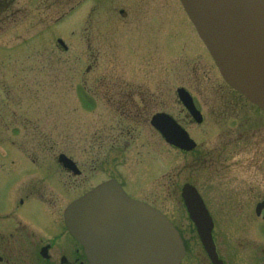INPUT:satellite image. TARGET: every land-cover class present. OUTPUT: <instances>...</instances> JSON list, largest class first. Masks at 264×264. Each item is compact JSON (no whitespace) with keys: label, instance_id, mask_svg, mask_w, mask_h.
Returning a JSON list of instances; mask_svg holds the SVG:
<instances>
[{"label":"rangeland","instance_id":"obj_1","mask_svg":"<svg viewBox=\"0 0 264 264\" xmlns=\"http://www.w3.org/2000/svg\"><path fill=\"white\" fill-rule=\"evenodd\" d=\"M16 1L19 5L14 11L18 14L4 26L0 36V64L4 61L6 70H11L3 79L0 73V120L5 119L0 121L2 146L33 150L39 145L41 151L32 155L46 163L43 166L56 163L60 154L79 164H92L87 177L78 182L75 190L79 193L74 196L103 181L120 178L129 195L153 203L178 221L181 206L176 199L168 200V194L180 193L188 183L206 187L209 172H199L195 156L167 145L151 129L149 121L139 123L134 138L115 137L113 130L120 124L118 114L103 100L104 96L110 97L108 93H112L115 82L138 81L139 74L132 70L126 55L129 43L122 41L119 55L117 43L114 42V51L110 46L113 42H107L104 58L96 61L91 56L89 61L83 30L88 15L96 21L95 9L99 5H81L85 0ZM151 1L154 18L166 19L168 29L161 32L163 49L158 42L153 44L154 113L158 112L155 105H160V110L168 109L170 116L207 152L225 145L228 133L232 136V131H242V118L248 120L244 130L257 132L256 139H264L260 137L264 136V112L225 84L179 0ZM100 7L104 9L101 15L113 17L108 5ZM58 39L65 43L68 53ZM88 66L93 68L90 74L86 73ZM102 78L107 79L106 84ZM179 89L194 98L205 117L202 124L187 118L177 97ZM14 114L25 119L24 132L12 131V126H18L13 121ZM40 133V137H34ZM113 137L116 145L110 149L109 144L115 142ZM251 138L249 146L253 147ZM258 145L264 147L263 143ZM226 153L223 149L222 155ZM16 156L12 155L13 160ZM248 157L252 162V154Z\"/></svg>","mask_w":264,"mask_h":264},{"label":"flooded vegetation","instance_id":"obj_2","mask_svg":"<svg viewBox=\"0 0 264 264\" xmlns=\"http://www.w3.org/2000/svg\"><path fill=\"white\" fill-rule=\"evenodd\" d=\"M17 5L16 0H0V36L4 26L18 14L14 11ZM82 5H99L95 9L96 21L88 15L83 30L89 61L91 56H95L96 61L104 58L103 49L107 42H113L110 46L114 51V42L117 43L120 55L121 43L127 41L130 51L126 55L132 70L139 74L135 83L115 82L112 93H108L110 97L104 96L103 101L112 105L118 114L120 124L113 130L117 134L115 137H136L142 121H149L151 129L156 131L153 119L158 115L170 116L168 109H159L160 105H155L158 112L154 113L152 93L153 44L158 42L157 45L163 49L161 32L168 31L166 19L154 18L151 0H85ZM101 5H108L113 17L101 15L104 10ZM125 61L128 64L127 57ZM1 62L3 79L11 70H6L4 61ZM92 70L88 66L86 73L90 74ZM17 71L20 72L19 69ZM105 80L103 84H106ZM86 102L91 103L90 100ZM197 109L201 112L198 106ZM187 118L192 120L189 114ZM14 119L18 126H12V131L24 132L25 119L19 115ZM229 120L236 121L232 117ZM242 121L245 122L242 128H245L248 120L242 118ZM244 128L232 131V136L228 133L226 144L216 147L215 151L207 152L194 140L195 150L183 152L195 156L199 172H209V183L204 184L206 187L198 184L193 187L202 202L200 210L207 212L210 219L211 231L210 236L207 234L203 238L201 229L192 221L182 195L187 184L183 185L180 193L168 194V200L176 199L181 206L180 218L176 221L159 211L172 222L182 241L180 264H264V147L258 145L264 144V139H256L257 132L250 134ZM40 136L41 133L34 135ZM260 137L264 138L263 135ZM250 138L254 142L253 147L249 146ZM41 148L35 146L33 151L21 146H2L0 142V264H91L84 247L73 234L67 209L91 190L74 196L79 193L75 190L78 182L87 177L92 164H79L74 160L80 170L79 176L64 170L58 161L43 166L46 163H40L32 155L40 152ZM223 149L228 154L222 155ZM249 153L252 154V162L249 161ZM13 154H17L16 160H13ZM116 179L126 186L120 178ZM129 197L154 207L147 200L134 195ZM108 213L109 218L101 221L106 230L104 241L112 249L132 244L127 220L120 218L115 221L111 217L115 211L109 210ZM205 220L209 223L207 217ZM134 242L138 243L137 236Z\"/></svg>","mask_w":264,"mask_h":264},{"label":"water","instance_id":"obj_3","mask_svg":"<svg viewBox=\"0 0 264 264\" xmlns=\"http://www.w3.org/2000/svg\"><path fill=\"white\" fill-rule=\"evenodd\" d=\"M180 1L225 81L264 111V0ZM165 136L169 143L186 150L195 147L180 131H170ZM61 160L68 163L65 157ZM183 193L186 203L191 204L189 213L196 220L193 217L196 215L193 204L197 201L193 196L196 191L186 186ZM107 194L120 196L113 200L116 206L123 207L122 204L128 203L129 209L142 210L140 204L130 201L115 182L101 186L70 207V217L88 227L78 234H83L81 240L92 264H111L105 260L107 257L100 255V210ZM158 216L153 215V227H156L154 233L161 235L159 243L153 248H145L147 250L138 249L137 255L127 256L123 264L180 263L183 250L179 235L167 220L158 222ZM75 225L74 222V228ZM206 229L201 227L203 235Z\"/></svg>","mask_w":264,"mask_h":264}]
</instances>
